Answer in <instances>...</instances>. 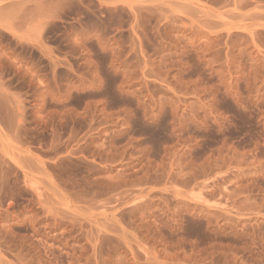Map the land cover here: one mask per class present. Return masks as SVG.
<instances>
[{
  "label": "rangeland",
  "instance_id": "1",
  "mask_svg": "<svg viewBox=\"0 0 264 264\" xmlns=\"http://www.w3.org/2000/svg\"><path fill=\"white\" fill-rule=\"evenodd\" d=\"M0 264H264V0H0Z\"/></svg>",
  "mask_w": 264,
  "mask_h": 264
}]
</instances>
